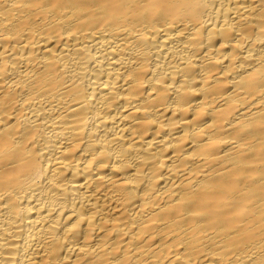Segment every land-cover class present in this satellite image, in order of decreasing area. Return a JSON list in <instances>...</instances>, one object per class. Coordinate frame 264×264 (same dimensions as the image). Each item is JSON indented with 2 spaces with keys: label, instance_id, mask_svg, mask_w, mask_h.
Wrapping results in <instances>:
<instances>
[{
  "label": "bare ground",
  "instance_id": "bare-ground-1",
  "mask_svg": "<svg viewBox=\"0 0 264 264\" xmlns=\"http://www.w3.org/2000/svg\"><path fill=\"white\" fill-rule=\"evenodd\" d=\"M0 264H264V0H0Z\"/></svg>",
  "mask_w": 264,
  "mask_h": 264
}]
</instances>
